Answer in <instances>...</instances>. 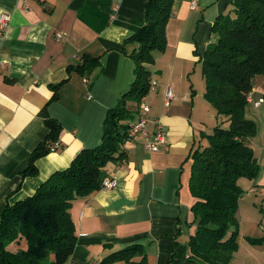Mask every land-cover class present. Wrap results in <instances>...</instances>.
Returning <instances> with one entry per match:
<instances>
[{
    "label": "crops",
    "instance_id": "crops-1",
    "mask_svg": "<svg viewBox=\"0 0 264 264\" xmlns=\"http://www.w3.org/2000/svg\"><path fill=\"white\" fill-rule=\"evenodd\" d=\"M190 1L173 0L165 49L147 64L154 88L142 98L150 101L145 128L151 136L158 122L166 142L149 151L146 136L136 132L124 144L127 159L106 166L115 186L71 201L76 242L63 264H97L134 243L141 244L148 264H181L187 256V240L195 231L191 151L199 132L211 131L202 116L211 105L203 95L200 59L215 40L214 19L231 8L232 0H196L193 8ZM145 2L0 0V13L9 16L0 35V208L32 194L83 147L100 142L107 109L134 77L129 53L136 44L125 40L143 25ZM86 55L97 63L80 73L75 67ZM57 84L58 96L51 100ZM168 86L174 97L166 106ZM250 92L261 102L246 105V117L257 126L248 145L260 165L258 176L248 180L249 192L263 199L264 75L253 78ZM132 103L127 107L134 110ZM44 115L61 126L60 148L36 159V175L21 177L31 151L49 130ZM213 117L218 123L215 110Z\"/></svg>",
    "mask_w": 264,
    "mask_h": 264
},
{
    "label": "trees",
    "instance_id": "trees-1",
    "mask_svg": "<svg viewBox=\"0 0 264 264\" xmlns=\"http://www.w3.org/2000/svg\"><path fill=\"white\" fill-rule=\"evenodd\" d=\"M173 0H146L144 23L125 42L136 44L129 53L133 80L109 107L103 120L100 142L83 147L64 169L54 171L36 190L0 208V264H63L74 249L76 235L69 214L76 196L101 189L109 162L127 159L125 142L135 125L137 107L149 92L155 52L166 46L165 27ZM215 40L201 55L204 98L216 113L210 133L200 132L205 145L191 151L189 188L195 201L191 206L195 231L187 240V256L181 264H228L237 249L238 201L243 192L241 177L255 179L258 164L249 138L256 134V122L246 117V96L253 78L264 75V0H232L226 13H219L211 27ZM97 58L84 56L75 69L91 70ZM60 84V83H59ZM54 85V94L58 96ZM47 133L29 155L21 177L37 174L35 161L50 152L59 140V122L44 115ZM264 243V236L250 238ZM14 242V243H12ZM13 245V248H9ZM148 264L141 244L134 243L108 254L97 264Z\"/></svg>",
    "mask_w": 264,
    "mask_h": 264
},
{
    "label": "rangeland",
    "instance_id": "rangeland-1",
    "mask_svg": "<svg viewBox=\"0 0 264 264\" xmlns=\"http://www.w3.org/2000/svg\"><path fill=\"white\" fill-rule=\"evenodd\" d=\"M143 101L146 102L147 105H150V101H145V99H143ZM143 101L141 100V102ZM129 106L131 109L134 108V105L131 107V104H129ZM210 109V113H207L205 110L202 114L204 117V126L207 131H212L216 123L213 117L214 109L212 106H210ZM148 113L145 115L147 122L149 121L147 120L149 115ZM201 131L205 134L204 130ZM199 135L200 132L194 142L195 148L206 144V139L199 137ZM248 180L249 178L247 179L245 177H241L238 181L239 185L243 189V192L239 198L236 213L238 220V231L236 237L237 249L233 252L232 258L228 264H264V243L258 244L249 240L250 238H259L264 236V198H257L259 195L258 192H249L250 183ZM252 181H254V179H252ZM9 248H13V245H9Z\"/></svg>",
    "mask_w": 264,
    "mask_h": 264
},
{
    "label": "built area",
    "instance_id": "built-area-1",
    "mask_svg": "<svg viewBox=\"0 0 264 264\" xmlns=\"http://www.w3.org/2000/svg\"><path fill=\"white\" fill-rule=\"evenodd\" d=\"M196 4V0H191L190 1V7L193 8L195 7ZM9 16L7 13H0V35L2 34V32L4 31V29L7 27L8 25V20ZM63 36V34L61 33H57V37H61ZM149 90H152L154 87L149 84ZM165 101L164 104L167 106L169 104V100L174 97L173 96V91L171 89L170 86H168L165 90ZM246 100L247 102H252L255 106H257L260 101H253L252 99V93L249 91L247 96H246ZM149 110L148 105H146L143 102H140L138 104V108H137V113H138V117L137 120L135 122V125H133V127L131 128L129 135L130 137L132 135H134L136 132H142V134L144 136H146L145 139V147L149 150V151H157L161 145L165 144L166 139L165 138V132L163 131V129L161 128L160 124L158 122H156V126L154 131L152 132L151 136H149L146 132V128L145 126L147 121L145 118V115L147 114ZM60 148V143L57 141L55 143H53L50 151H54L56 149ZM116 184L115 179L111 176V175H106L105 177L102 178L101 180V189H109L114 187Z\"/></svg>",
    "mask_w": 264,
    "mask_h": 264
}]
</instances>
